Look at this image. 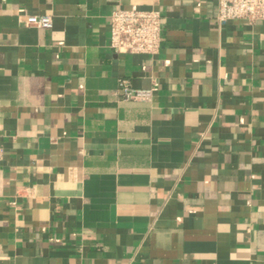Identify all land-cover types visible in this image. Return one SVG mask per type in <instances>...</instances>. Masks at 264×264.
I'll use <instances>...</instances> for the list:
<instances>
[{"label":"crops","instance_id":"obj_1","mask_svg":"<svg viewBox=\"0 0 264 264\" xmlns=\"http://www.w3.org/2000/svg\"><path fill=\"white\" fill-rule=\"evenodd\" d=\"M119 7L162 12L158 53L110 46ZM217 13L0 0V264H264V23Z\"/></svg>","mask_w":264,"mask_h":264},{"label":"built area","instance_id":"obj_2","mask_svg":"<svg viewBox=\"0 0 264 264\" xmlns=\"http://www.w3.org/2000/svg\"><path fill=\"white\" fill-rule=\"evenodd\" d=\"M245 19L264 23V0H218L217 21L220 25L230 20ZM110 46L119 53L155 54L162 45L163 14L158 9L116 8L110 15ZM24 24L43 28L53 27L50 15H28ZM156 87H135L127 78L119 81L122 99L152 101ZM3 147L0 145V158Z\"/></svg>","mask_w":264,"mask_h":264}]
</instances>
